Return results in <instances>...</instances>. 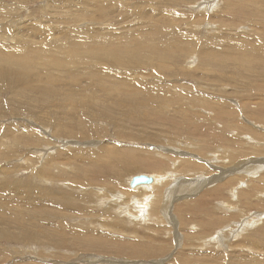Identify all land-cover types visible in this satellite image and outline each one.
I'll list each match as a JSON object with an SVG mask.
<instances>
[{
    "label": "rangeland",
    "instance_id": "374dc122",
    "mask_svg": "<svg viewBox=\"0 0 264 264\" xmlns=\"http://www.w3.org/2000/svg\"><path fill=\"white\" fill-rule=\"evenodd\" d=\"M212 1L0 0V264H264V0Z\"/></svg>",
    "mask_w": 264,
    "mask_h": 264
},
{
    "label": "bare ground",
    "instance_id": "6f19581e",
    "mask_svg": "<svg viewBox=\"0 0 264 264\" xmlns=\"http://www.w3.org/2000/svg\"><path fill=\"white\" fill-rule=\"evenodd\" d=\"M210 1H212V0H210ZM208 3H210V2L208 1ZM212 3H213V1L210 3V8H214V5H212ZM218 5H219V4H218ZM213 10H214V9H213ZM236 17H237V16H236ZM239 38H240V37H239ZM219 49L222 50L223 47H222V48H219ZM143 50H144V49H143ZM224 53L227 54L226 52H222V54H224ZM222 54H221V55H222ZM52 58H53V55H52ZM189 58H191V57H189ZM207 59H208V58H207ZM186 60H187V59H186ZM239 60H240V59H239ZM137 61H138V60H137ZM192 62H193V61H192ZM213 63H215L216 65H218V64L221 63V65H222L223 62H220V61L218 62V61H217V63H216L215 61H212V64H213ZM212 64H211L210 60H208V62L204 65V68L207 67L206 70H207L208 72H212L211 70H209V67H213ZM220 68H221V67H220ZM210 74H211V73H210ZM210 74H209V75H210ZM213 77H214V76H213ZM17 80H18V78H17ZM17 80H16V81H17ZM210 80L212 81V79H210ZM220 80H221V79H220ZM220 80L217 79L218 82H219ZM129 85H130V84H129ZM127 91H128V90H127ZM220 91H221V90H220ZM136 102H137V101H136ZM119 125H120V124H119ZM114 127H115V126H114ZM120 127H121V126H120ZM68 131H69V130H68ZM79 131H80V130H79ZM33 141H34V140H33ZM32 143H33V142H32ZM257 143H258V142H257ZM93 145H94V144H93ZM156 148H157V147H156ZM38 150H40V149H38ZM161 150H162V149H161ZM42 153H43V151H42ZM92 153H93V152H92ZM39 154L42 155L41 152H40ZM44 155H45V154H44ZM91 155H92V154H91ZM111 155H112V154H111ZM42 156H43V155H42ZM42 156H41V157H42ZM93 157H95V159H96L98 162L102 161V158H101V156H100L99 154H94ZM58 158H59V157H58ZM57 160H58V159H57ZM54 161H55V160H54ZM64 161H65V160H64ZM109 161H110V160H109ZM115 161H116V160H115ZM115 161L113 162V165H112V163H109L110 166H112V168L114 169L113 171H114L116 174H119V173H121V172H124L125 170L122 171V170L119 168L121 165L119 166L118 164H115ZM118 162H119V161H118ZM258 162L263 163V162H264V159H261V160H259ZM78 163L83 164L82 162H78ZM248 163L250 164V166H252V165L255 164V162H253V161H252V162H251V161H248L246 164H248ZM251 163H254V164H251ZM249 164H248V165H249ZM257 164H258V163H257ZM55 165H56V163H55ZM87 165H90L89 162H88ZM123 165H124V164H123ZM57 166H58V163H57ZM90 166H91V165H90ZM110 166H109V167H110ZM124 166H126V165H124ZM124 166H123V167H124ZM240 167H241V166H240ZM254 167H255V166H254ZM53 168H54V167H53ZM57 170H58V169H57ZM110 170H111V169H110ZM115 170H116V171H115ZM219 170H220V169H219ZM258 170H259V169H257V171H258ZM113 171H111V172L113 173ZM224 171H225V170H224ZM224 171H223V173H224ZM259 171H260V170H259ZM259 171H258V172H259ZM58 172H59V171H58ZM58 172H55V173H58ZM109 172H110V171H109ZM109 172H107V173H109ZM125 173H126V172H125ZM125 173H121V174H125ZM127 173H128V172H127ZM224 174H225V173H224ZM54 175H55V174H54ZM34 176H35V175H34ZM93 176H94V175H93ZM136 176H137V175H136ZM220 176H221V175H220ZM55 177H56V176H55ZM133 177H134V176H133ZM248 177H249V176H248ZM86 178H87V177H86ZM116 178H117V177H116ZM116 178H115V179H116ZM152 178H153V182H152V183L154 184V183H155V181H154L155 178H154V177H152ZM84 179H85V178H84ZM117 179H118V178H117ZM117 179H116V180H117ZM225 179H226V178H225ZM87 180H88V179H87ZM131 180H132V177H130L129 179H127L126 184L128 185V187H129L130 189H133V191H134V188H136V187L139 188V186H148V185H149V184H146V185H138V186H136V187H134V188H131V184H130V183H131ZM161 180H162V179H161ZM120 181H121V180H120ZM214 181H215V180H214ZM86 182H87V181H86ZM202 182H203V181H202ZM206 182H207V181H206ZM209 182H210V181H208V183H209ZM217 182H218V181H217ZM152 183H151V184H152ZM114 184H116V182H115ZM153 184H152V187H153ZM159 184H160V183H159ZM13 186H14V185H13ZM150 186H151V185H149L148 187H150ZM200 186H201V185H200ZM156 187H157V186H156ZM115 188H116V187H115ZM141 188H142V187H141ZM136 189H137V188H136ZM136 189H135V190H136ZM100 190H101V189H100ZM106 190H107V189H106ZM102 191H104V190H102ZM144 191H146V190H144ZM142 192H143V191H142ZM163 192H164V191H163ZM34 193H35V192H34ZM13 194H14V193H13ZM142 194H143V193H142ZM142 194H141V195H142ZM148 194H149V193H148ZM159 194H160V193H159ZM230 194H231V193H230ZM120 195H121V194H120ZM137 196H138L137 200H140V199H143V198H144V197L140 196L139 194H138ZM151 196H152V195H151ZM147 197H148V196H147ZM148 198H150V196H149ZM134 199H135V198H134ZM151 199H152V198H151ZM151 199H150V200L147 199V200H148V201H151ZM118 200H119V199H118ZM137 200H136V201H137ZM118 202H119V201H118ZM133 202H135V201H133ZM138 202H139V201H138ZM140 202H141V201H140ZM152 202H153V201H152ZM141 203H142V202H141ZM146 203H147V202H146ZM148 204H149V203H148ZM148 204H147V205H148ZM44 205H45V204H44ZM111 205H112V204H111ZM40 206H41V204H40ZM38 207H39V206H38ZM43 208H45V207H43ZM55 209H56V208H55ZM42 211H43V210H42ZM39 212H40V211H39ZM43 213H44V212H43ZM121 213H126V209L124 208L123 211H122ZM138 213H139V212H138ZM51 214H52V213H51ZM38 217H40V216H38ZM42 218H43V216H42ZM40 220H41V219H40ZM53 220H54V219H53ZM31 221H32V220H31ZM43 221H44V220H43ZM45 221H46V219H45ZM62 222H63V221H62ZM43 223H44V222H43ZM0 224H1V223H0ZM49 224H50V223H49ZM49 224H48V225H49ZM48 225L46 224V226H48ZM43 226H44V225H43ZM40 227H41V226H40ZM54 227H55V226L53 225V228H54ZM57 227H58V226H57ZM42 228H43V227H42ZM46 228H47V227H46ZM48 228H49V227H48ZM37 229H38V228H37ZM37 229H36V230H37ZM84 229H85V228H84ZM49 230H50V229H49ZM40 231H41V230H40ZM45 231H46V229H45ZM69 231H70V230H69ZM7 232H8V231H7ZM41 232H42V231H41ZM43 232H44V231H43ZM49 232H50V231H49ZM47 233H48V232H47ZM52 233H53V232H52ZM26 234H27V233H26ZM34 234H35V233H34ZM41 234H42V233H41ZM44 234H45V233H44ZM44 234H43V235H44ZM24 236H25V235H24ZM28 236H29V235H28ZM28 236H26V237H28ZM37 237H38V236H37ZM44 237H45V236H44ZM36 239H37V238H36ZM47 239H48V237H47ZM57 239H59V238H57ZM60 239H61V238H60ZM61 240H62V239H61ZM80 241H81V240H80ZM85 241H86V240H85ZM60 242H62V241H60ZM89 242H91V241H89ZM85 243H86V242H85ZM92 243H93V242H92ZM85 245H86V244H85Z\"/></svg>",
    "mask_w": 264,
    "mask_h": 264
},
{
    "label": "water",
    "instance_id": "95a60500",
    "mask_svg": "<svg viewBox=\"0 0 264 264\" xmlns=\"http://www.w3.org/2000/svg\"><path fill=\"white\" fill-rule=\"evenodd\" d=\"M153 182V178L149 175L141 174L132 177L131 180V188H134L138 185H146V184H151Z\"/></svg>",
    "mask_w": 264,
    "mask_h": 264
}]
</instances>
